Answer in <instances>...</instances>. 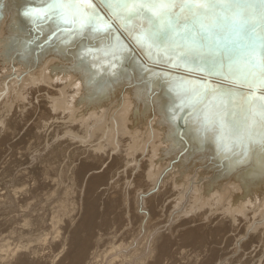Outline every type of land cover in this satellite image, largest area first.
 Listing matches in <instances>:
<instances>
[{
	"label": "bare ground",
	"instance_id": "bare-ground-1",
	"mask_svg": "<svg viewBox=\"0 0 264 264\" xmlns=\"http://www.w3.org/2000/svg\"><path fill=\"white\" fill-rule=\"evenodd\" d=\"M34 3L0 0V264H264L261 245L264 243V161L257 159L264 153V145L260 143L258 150L255 147V153L254 144L242 137L234 155L226 157L217 153L211 136L197 135L194 126L179 129L178 123L171 120L168 107L176 99L167 95L165 84L158 85L156 79L147 77L150 69L143 70L140 48L123 40L110 41L107 32L111 28L94 39L95 45L109 52L99 60L83 53L82 49L92 40L79 34L69 32L73 37L68 41H65L69 36L66 33L47 40L51 25L34 30L21 13V6ZM114 51L116 54L112 55ZM40 85L45 92H39ZM246 133L243 129L240 135L246 137L249 135ZM240 135L227 132L221 141L231 148ZM179 150L178 156H192L193 152L198 154L197 158L205 156L204 164L215 178L225 180L224 183L200 185L199 178L209 175L213 180V177L196 167L195 181H182L191 176L184 178L181 173L186 170L180 161L182 155L176 157L177 161L171 160L166 166L169 168L158 166L163 155L170 152L174 158L176 155L172 154ZM117 157L122 163L117 172L121 180L145 168L146 160L150 162L148 166L154 163L159 168L140 172L144 177L141 190L147 192L139 193L134 202L128 199L129 204L125 205L123 197L127 194L123 192L131 188V180H124L125 188L117 189L119 194L116 191L111 200L100 197L109 188L105 193L101 190L96 197H100L98 211L93 213L92 205L83 202V197H89L95 187L107 183L103 174L113 177L111 161ZM242 157L245 159L240 162ZM72 160L79 163L72 166ZM261 160L263 163L258 164ZM179 168V173L184 175L181 181L175 177L177 171L172 174ZM102 169L112 177L107 172L100 173ZM63 170L73 174L78 195L68 213L58 204ZM178 180L186 185L183 189L199 198H193L189 214L180 202L182 193L180 197L175 192L181 189ZM153 182L170 189L169 205L161 203L162 198L156 191L146 196L155 189ZM241 194L246 199L242 198L243 204L238 207L234 204L235 207V197ZM223 197L230 198V205L228 201L218 210V222L227 219L233 227L237 216L245 217L244 213L257 221L251 229L258 239L246 237L242 255H231L229 249L218 245L227 239L223 235L228 229L207 227L205 236L197 234L219 209L216 204ZM121 201L123 207L118 205ZM116 206L120 207L119 216L110 218L109 213ZM170 206L181 214L177 211L179 215L166 216ZM135 208L140 214L135 216L140 221L137 229H130L127 214ZM81 212L83 218L80 221L77 218L78 223L74 225ZM95 217L100 222L92 224ZM116 218L118 224L114 226L112 222ZM164 224H167L166 233L158 230ZM257 241L256 247L253 243Z\"/></svg>",
	"mask_w": 264,
	"mask_h": 264
},
{
	"label": "water",
	"instance_id": "water-1",
	"mask_svg": "<svg viewBox=\"0 0 264 264\" xmlns=\"http://www.w3.org/2000/svg\"><path fill=\"white\" fill-rule=\"evenodd\" d=\"M36 2V0H27ZM39 3L45 4L46 8L40 18L22 15L29 20V24L34 30L50 24L51 29L47 33V40L54 39L61 34H67L65 41L70 40L71 34H79L84 38L92 40V43L82 49L83 53L93 59H103L108 55L101 45H95L94 39L104 35L105 31H95L90 26L84 24L80 28L71 27V29L57 28L54 24L55 18H52L50 10L47 8V0H40ZM64 4V3H63ZM70 10L72 6L78 7L87 17H92L104 29L105 22L112 25V29L125 43L141 49V58L143 60V70L149 68V79H156L158 85L165 84L164 89L167 95L176 100L168 107L170 118L178 123L179 129L186 126H194L197 135L211 136L214 141L217 153L230 156L237 153L239 147L238 140L248 138L253 144H259L264 135V86L261 81L264 79L262 73L264 68L260 66L259 54L250 57L245 45L248 40L243 36H237L234 32L225 26L218 36H209L206 46L198 51L211 59L212 54L224 50V46L232 49V55L235 63L229 65L224 61L225 68L220 73L209 74L207 70H198L197 65L203 67L199 56L196 62L184 61L179 59V53L187 50V47L181 44L179 38L175 44L171 45L172 51L167 50L168 46H161L145 41L143 46L138 44L134 36L147 29V22L139 16H129L126 9H120L119 18L114 15L115 5L102 3L101 0H72L68 3ZM32 5V4H29ZM62 5V4H60ZM182 5L175 8L181 22L185 17L191 14ZM194 11L197 8L194 7ZM234 9H225L223 7L208 8L199 12L201 22L205 25L211 23L216 15L227 16L230 19L234 16ZM33 18V19H32ZM255 27L252 29L254 36H258L261 31V21L258 16L251 17ZM68 32V33H67ZM109 38V36H108ZM258 44V42H257ZM124 48V47H123ZM122 48V49H123ZM119 51V50H116ZM121 51V50H120ZM120 52H117L119 54ZM116 54L114 51L112 55ZM157 55L161 56L160 58ZM252 61V62H250ZM188 101H191L189 104ZM184 103V107H176ZM171 109V111H170ZM204 117H207L206 123L202 124ZM236 124L237 126H232ZM245 129L246 135L241 136V130ZM207 130V131H206ZM215 131V132H213ZM206 132H208L206 134ZM232 133L236 137L233 147L223 145V135ZM222 133V134H221ZM211 134V135H210ZM252 134H254L252 136ZM225 139V138H224ZM233 141V140H232ZM247 143V142H246ZM247 145V144H246ZM240 146V145H238ZM264 152V148H262ZM261 151V152H262ZM243 158V157H242ZM245 158L241 159L242 162Z\"/></svg>",
	"mask_w": 264,
	"mask_h": 264
},
{
	"label": "rangeland",
	"instance_id": "rangeland-1",
	"mask_svg": "<svg viewBox=\"0 0 264 264\" xmlns=\"http://www.w3.org/2000/svg\"><path fill=\"white\" fill-rule=\"evenodd\" d=\"M38 1H40V0H36V2L34 3V4H32V5H29V4H25V5H23V6H21V13H24V11L27 9V10H29L30 11V16L31 17H35V18H40L41 16H42V12L46 9V8H43V6L45 5V4H43V6H42V4L40 3L39 4V2ZM49 3V4H48ZM47 7H48V9L50 10L51 8V10H50V12H51V14H52V16H53V18H55V20L53 21V22H55L54 24H56V26H57V28H68V29H71V27H75V28H79V27H81V26H83L84 24H86V25H90V27L91 28H93L95 31L97 30V31H105V32H107V31H109V29L107 28V27H104V29H102L101 30V27H100V25L92 18V17H87V15H85V14H83V12H82V10H80L78 7H76V6H72V9L70 10V8L71 7H69L68 5V3H64V4H62V5H58V6H54V5H52L51 4V0L49 1V0H47ZM56 9H57V11H56ZM54 10V11H53ZM37 11V12H36ZM62 11H64V12H62ZM53 12V13H52ZM55 12V13H54ZM37 13V14H36ZM59 13V14H58ZM62 13V14H61ZM76 14V15H75ZM37 15H39V17L37 16ZM41 15V16H40ZM73 15V16H72ZM74 17V18H73ZM75 18H78V21H77V19H75ZM33 19V18H32ZM71 19V20H70ZM60 20V21H59ZM71 21V22H70ZM76 21V22H75ZM75 24H74V23ZM63 24V25H62ZM71 24V25H70ZM73 25V26H72ZM66 26V27H65ZM67 26H69V27H67ZM97 26V27H96ZM98 28V29H97ZM107 28V29H106ZM100 29V30H99ZM112 29V28H111ZM108 34H109V39H111L110 41H118L119 42V40H120V37L116 34V32H114L113 31V29L112 30H110L109 32H107ZM114 33V34H113ZM112 35V36H111ZM119 39H118V38ZM118 40H117V39ZM121 41V40H120ZM84 48H86V47H84ZM83 48V49H84ZM39 92L40 93H43V92H45V90L44 89H41V88H43V87H41V85L39 86ZM180 127V126H179ZM178 127V128H179ZM176 132L178 133V134H180V132H179V130L177 131L176 130ZM176 133V135H177V137H178V139H180V137L178 136V134ZM181 140V139H180ZM255 145V146H254ZM253 145V148L252 149H254L253 151H256L255 150V147H256V149L258 150V146H260V145H256V144H254ZM251 147H252V145H250ZM11 149V148H10ZM177 149H179L178 147H177ZM39 152H41V151H39ZM180 153V150L179 151H177V153L175 154H172L173 156L174 155H176V156H174V158H172V157H170L171 156V154H169L170 152H168V154H166L165 156L163 155V160L162 161H160L159 163H158V166H164L165 165V169L166 168H169V167H166L167 165H170L171 163H172V161L171 160H174V159H176L175 161H177V158H179L181 155L183 156V157H181L180 158V161L183 163L182 165H184L185 167V169L186 170H184V171H180V168L179 169H176L175 170V172H173L172 174L173 175H175L176 174V171H177V173H178V175H175V177L177 176V179L178 178H180V181L183 179V176H184V178L187 176H190L189 178H186L185 180L183 179L182 181H184V182H189L188 180H190L191 182H193V181H195V175H194V173L195 172H193L194 170H196V168H200V170H202L203 169V171L204 172H206V173H208V174H210L212 177H213V180L211 179V177H209V175L208 176H203V177H201V179L199 178L198 180L199 181H197V182H200L199 184L200 185H202V183H205L204 185L206 186L207 185V183L208 184H210L211 182V184H213V183H215V185H217V183H218V185H219V183H220V185L221 184H223L224 182H222V181H225V180H221V179H217V178H215L214 177V175H212V172H211V170L209 171V169H208V167H207V165H205L204 163L205 162H203V160H204V157L203 156H198V158L196 157L198 154L197 153H195L194 154V152H193V154H194V156H193V154H192V156H184L183 154H181L180 156H178V154ZM216 153V152H215ZM255 153H257V151L255 152ZM169 156V158H168V156ZM216 155V154H215ZM262 156H260V154L257 156V159L259 160V159H262L263 161H264V153L263 154H261ZM146 157H148V155H146ZM177 157V158H176ZM161 157H160V159H162ZM170 159V161L171 162H168L169 160H167V159ZM182 158H185V159H182ZM189 158V159H188ZM194 160H193V159ZM198 159V160H196V159ZM202 158V159H201ZM121 158H119V157H117V158H114L112 161H111V163H112V168H111V172L113 173V177H112V174L111 173H109V171H106V169H102L101 170V172L100 173H102V172H107L112 178H109L108 176H106V177H104L105 175L103 174V176H102V178L103 179H106L107 181H105V182H107V183H105V184H101V185H99V186H97V187H95L94 189H93V191H92V193L90 194V196L89 197H83V202H85V201H88L91 205H92V212L94 213V212H97L98 211V201L100 200L99 198L100 197H102V196H104V199H106V197L107 198H110V200L115 196V192L117 191V194H119V190H120V188L122 189V188H125V183H124V180H121L120 179V177H118V175H117V172H118V170L121 168V165H122V163H121V160H120ZM149 159V158H148ZM188 159V160H187ZM119 160H120V162H119ZM261 160V161H262ZM154 161H156L155 159H154ZM153 161V159H152V162H154ZM187 161V162H186ZM260 161V163H258V164H261V163H263V161L261 162ZM145 162H147V163H145V168H143V167H141V169L140 170H138L139 172H136V174L135 175H132V177L130 176V177H128V175H127V180H125V182L127 181L128 182V180L130 181L129 183L131 184V188L129 187V189L125 192L124 191V189H123V193L126 195L125 197H123V201L125 202V200H126V203H125V205L128 203L129 204V201H127L128 199L130 200L131 199V201H135V200H133V199H135L136 198V196L138 195V196H140L141 195V192L143 193V194H145L146 192H147V190H145L144 189V191L143 190H141V188H142V186H141V179L142 178H144L143 176H140L139 174H140V172L142 171V173L144 172V170L145 171H148L149 169H151V168H153L154 170H155V166H154V163H152L153 164V166H148V165H150V162H149V160H146ZM158 162V161H157ZM157 162L155 163V164H157ZM186 162V163H185ZM201 162V163H200ZM76 163H79V161H74V160H72V162H71V165L72 166H74V164H76ZM121 163V164H120ZM160 163H162V164H160ZM174 163V162H173ZM190 163V164H189ZM201 164V165H197V164ZM160 164V165H159ZM189 164V165H188ZM195 164L197 165V166H195ZM123 165H129V163H124ZM188 165V166H187ZM158 166H156V169H158L159 167ZM161 166V168H163ZM202 166H205V167H202ZM65 167H67V165L65 166ZM117 169H116V168ZM134 167V165H132L131 166V168H133ZM189 167V168H188ZM192 167V168H191ZM194 167H196V168H194ZM218 167V166H217ZM68 168V167H67ZM114 168V170L112 171V169ZM119 168V169H118ZM149 168V169H148ZM194 168V169H193ZM116 169V170H115ZM153 169H151V170H153ZM206 169V170H205ZM168 170V169H167ZM166 170V171H167ZM192 170V171H191ZM120 171V170H119ZM189 171H191V173L189 172ZM179 172H181L182 174H184L183 176H182V174L181 173H179ZM188 172V173H187ZM115 173V174H114ZM185 173H187V174H185ZM181 174V175H180ZM194 176V178H193V180H191L190 178H192L193 176ZM72 176H73V174L69 171V170H63L62 171V173H61V178H60V184H61V188H59L58 190H59V194H60V196H58V204H59V202H60V204L62 205V208H63V211L65 212V213H68V212H70V210H71V208H72V205H73V203L75 202V201H77V198H78V195H77V193H75V190H76V182L72 179ZM134 176V177H133ZM140 176V177H139ZM181 176H182V178H181ZM115 177V178H114ZM170 177H171V174H170ZM169 177V179H168V183H169V181H170V178ZM206 177V178H205ZM119 178V179H118ZM134 178V179H133ZM154 178V177H153ZM206 179V181H205V179ZM208 178V179H207ZM210 178V179H209ZM110 179V180H109ZM138 179V180H137ZM204 179V180H203ZM214 179H215V182H214ZM111 180H113L114 181V183L113 184H115L114 185V187H113V184H112V182L113 181H111ZM187 180V181H186ZM221 180V181H220ZM110 181V182H109ZM151 180H149L148 181V183L150 182ZM158 182H159V179L157 180ZM179 181V180H178ZM179 181V182H180ZM202 181V182H201ZM208 181V182H207ZM218 181V182H217ZM220 181V182H219ZM116 183L118 184V185H116ZM121 183V184H120ZM134 183V184H133ZM138 183V184H137ZM176 183H178V182H176ZM127 184V183H126ZM184 183H179V185H181L180 187H181V189L179 188V189H177V190H175V192H178L177 194L179 195V194H181L182 193V195L181 196H183V198H182V200L186 203L187 202V205L185 204V203H183V201L181 200L180 202L182 203V204H184L183 206V209H187V212H186V214L189 212L188 210V208H189V205L190 204H192V201L194 202V199L196 200V198L199 200V198L195 195V198H194V193H189V190H187L186 188L185 189H183L184 187H186V185L184 184ZM139 187H138V186ZM178 185V184H177ZM176 185V186H177ZM178 185V186H179ZM188 185H190V183L188 184ZM124 186V187H123ZM152 186H155V189H153L152 191H150V189H151V187H149V190L148 191H150V192H148V194H146V196L147 197H149V195H152L151 193L153 192V191H156L159 195H160V197L162 198V200H161V203L162 204H166V205H169L170 204V201H171V198H169V194H168V192L170 191V189H163L161 186V184L160 183H154L153 182V185ZM192 186H193V184H192ZM204 186V187H205ZM116 187H118V188H116ZM183 187V188H182ZM107 188H109V191H107L106 193H105V191H106V189ZM116 188V189H115ZM135 188L137 189L136 191H135ZM144 188V187H143ZM117 189H119V190H117ZM141 191H140V190ZM101 190H103V193H105V194H107V195H105V194H101L100 195V197H98L97 199H96V197H97V195L100 193V191ZM131 190V191H130ZM180 190V191H179ZM181 190H183V191H181ZM186 191H187V193L188 194H186ZM207 192H209V188L206 190ZM136 192H137V194H136ZM180 192V193H179ZM139 193H140V195H139ZM184 194H186V196L184 195ZM191 194V195H190ZM192 195H193V197H192ZM124 196V195H123ZM130 196H131V198H130ZM180 196V195H179ZM178 196V197H179ZM180 196V197H181ZM237 197H235L236 199H237V201L239 200V202H237V201H235L236 199H233V201H235L234 203H233V205L235 204L236 206L238 205H242L243 203H242V200L245 198L244 196L245 195H243L242 196V194L239 196V195H236ZM185 198H187V199H185ZM194 198V199H193ZM243 198V199H242ZM188 199H191V200H188ZM241 199V200H240ZM246 199V198H245ZM244 199V200H245ZM121 200H122V198H121ZM123 201H121V203L120 204H118L119 206H124V202ZM229 201V205H230V198H226V197H223L222 198V201L221 202H217V204L216 205H218L219 206V209H217V211L211 216V218L208 220V221H205V226H203L201 229H199V230H197V234L198 235H204L205 236V234H204V232H205V230H206V228L207 227H213V228H225V229H228L227 231H226V233H225V235H223V238H227L224 242H220V244H218L219 246H221V247H224V248H227V249H229L230 250V253H231V255H242L243 254V252L241 251L242 250V248L244 247V243H245V241H246V237H251L252 239H254V240H257L258 239V237L257 236H254V231H253V229H251L252 228V226H253V223L256 221H253L254 219H250V214L249 213H244L243 215H246L245 217H243V216H237V221H236V225L235 226H230V224L227 222V219H225L226 221H219L218 222V216H217V214H218V210H220L223 206H225L226 205V202H228ZM123 202V203H122ZM190 202V203H189ZM189 203V204H188ZM148 205V203H146V209H148L149 207L147 206ZM172 205V204H171ZM228 205V206H229ZM234 205V206H235ZM119 206H116L115 207V209H113V210H111V212L113 213V215H111L110 213H109V216H110V218L112 217H114V215L115 214H117V213H119V209L118 208H120ZM122 206V207H123ZM185 206H187L186 208H185ZM235 206V207H236ZM237 206V207H238ZM246 207V206H245ZM117 209V210H116ZM179 209V208H178ZM115 210V211H114ZM262 210H264V208L262 209ZM177 208H174V209H172V206H170V208H169V210H168V212H167V214H166V216L167 215H172L173 214V216H175V215H179V213L181 214V212H179V213H177ZM191 211V210H190ZM227 211H230V210H227ZM129 212V214H127V218H129V219H127V220H129V224H131L132 225V227H130V229L132 228H134V227H136V229H137V227H138V224H139V221H140V218H139V216H135V215H138L139 214V212H137V210H136V208H135V211H134V209H133V212L132 211H128ZM127 212V213H128ZM133 213V214H132ZM138 213V214H137ZM263 214H264V211L262 212ZM123 214L125 215V212H123ZM189 214V213H188ZM118 216H119V214H117ZM129 215V216H128ZM131 215V216H130ZM140 215V214H139ZM232 215H235V212H232ZM83 216H84V213L83 212H81L79 215H77V217H76V220L74 221V225H77L76 223H78V221H80V219H82L83 218ZM133 217V218H132ZM135 217V218H134ZM137 217V218H136ZM155 218H156V216H154ZM183 217H185V216H183ZM197 217V216H196ZM77 218H79V220L77 221ZM133 219V220H132ZM139 219V220H138ZM248 220V221H247ZM77 221V222H76ZM136 221V222H135ZM100 222V218L99 217H95V219H94V221L92 222V224H96V223H99ZM127 222V221H126ZM133 222V223H132ZM250 222V223H249ZM257 222V221H256ZM113 224H114V226H116L117 224H118V219L116 218L115 219V222H112ZM128 223V222H127ZM126 223V224H127ZM136 223H137V225H136ZM128 224V225H129ZM248 224V225H247ZM249 224H251V226L249 225ZM166 226H167V224H164V225H162V227H159L158 228V230L160 231V232H167V230H166ZM110 227V226H109ZM191 227H194L193 225L191 226ZM197 227H198V225H197ZM86 228V227H85ZM95 228H97V227H95ZM95 228H93V230L95 231H100V229H95ZM160 228H162V229H160ZM162 230V231H161ZM230 234H235L234 236H230ZM129 239L131 238V236H129L128 237ZM208 238H210V236L208 237ZM215 238H219V235H215ZM176 239H179V237H176ZM126 240V239H125ZM258 243H259V241H257V242H255V243H253V245L254 246H256L257 247V245H258ZM261 245H263L264 246V243H262ZM229 256V255H228Z\"/></svg>",
	"mask_w": 264,
	"mask_h": 264
},
{
	"label": "snow or ice",
	"instance_id": "snow-or-ice-1",
	"mask_svg": "<svg viewBox=\"0 0 264 264\" xmlns=\"http://www.w3.org/2000/svg\"><path fill=\"white\" fill-rule=\"evenodd\" d=\"M69 2L72 0H51L54 6ZM83 2L87 3L88 0H83ZM101 2L110 6L115 5L114 15L117 18H119L120 9H126L129 16H139L147 22V29L133 37L141 46L148 41L168 46L167 50L172 51L171 45L175 44L179 38L181 44L187 47L186 51L179 53V59L195 63L199 56L203 67L197 65L198 70H207L209 74H216L225 68L224 61H227L229 65L235 63L232 49L227 46H224L222 52L212 54L211 59L198 51L206 46L209 36H218L225 26L237 36H243L248 40L245 48L249 56L255 57L258 53L260 66L264 68V0H101ZM178 4L183 6L182 11L186 8L191 14L185 17L183 22L175 11ZM218 6L234 9L233 18L216 15L211 23L203 24L199 12L206 7ZM194 7L197 11L193 10ZM23 14L29 16L30 11L26 9ZM252 16H258L261 21L262 31L258 36L252 33L255 27ZM104 27L110 29L112 25L105 22ZM261 75L264 77V73ZM261 84L264 86V79ZM188 103L190 104L191 101ZM184 106L183 102L181 105H176V107ZM206 121L207 117H204L202 124ZM260 143L264 145V140Z\"/></svg>",
	"mask_w": 264,
	"mask_h": 264
}]
</instances>
